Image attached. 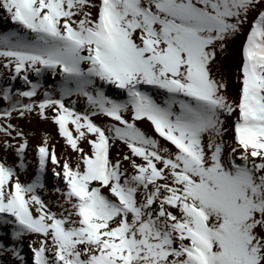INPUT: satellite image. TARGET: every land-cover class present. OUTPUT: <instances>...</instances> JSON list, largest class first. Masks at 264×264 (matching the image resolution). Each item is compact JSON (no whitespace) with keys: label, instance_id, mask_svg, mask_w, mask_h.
Wrapping results in <instances>:
<instances>
[{"label":"snow or ice","instance_id":"6c2138e0","mask_svg":"<svg viewBox=\"0 0 264 264\" xmlns=\"http://www.w3.org/2000/svg\"><path fill=\"white\" fill-rule=\"evenodd\" d=\"M0 18V264H264V0Z\"/></svg>","mask_w":264,"mask_h":264},{"label":"bare ground","instance_id":"6f19581e","mask_svg":"<svg viewBox=\"0 0 264 264\" xmlns=\"http://www.w3.org/2000/svg\"><path fill=\"white\" fill-rule=\"evenodd\" d=\"M7 23L0 18V28H5L7 27ZM29 128H32L36 131V139L33 140L32 142L37 143L40 140V135H41V129H46L49 133L52 134V136L54 137L53 142H55L56 140H60V138L58 136H56L55 133V126L52 125L51 123H40L39 121H33L31 125H25V130L27 131ZM61 145H63V141L60 140V144L57 145V150L60 151L61 150ZM29 159H31V156L29 157Z\"/></svg>","mask_w":264,"mask_h":264},{"label":"rangeland","instance_id":"374dc122","mask_svg":"<svg viewBox=\"0 0 264 264\" xmlns=\"http://www.w3.org/2000/svg\"><path fill=\"white\" fill-rule=\"evenodd\" d=\"M32 143H35V142H32ZM32 158V157H31Z\"/></svg>","mask_w":264,"mask_h":264}]
</instances>
